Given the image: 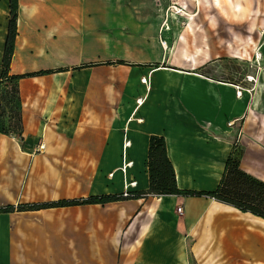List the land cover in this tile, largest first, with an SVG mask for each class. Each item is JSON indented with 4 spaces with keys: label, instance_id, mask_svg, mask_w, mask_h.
I'll use <instances>...</instances> for the list:
<instances>
[{
    "label": "crops",
    "instance_id": "1",
    "mask_svg": "<svg viewBox=\"0 0 264 264\" xmlns=\"http://www.w3.org/2000/svg\"><path fill=\"white\" fill-rule=\"evenodd\" d=\"M17 1L10 73L64 69L18 82L24 151L14 137L0 135V178H12V191L18 193L21 188L25 197L21 201L45 199L48 167L70 169L73 174L63 177L80 180L97 171L103 191L83 197L119 194L130 182L135 185L128 191L146 190L150 135L164 138L181 189L213 190L233 146L241 150L240 168L264 181V28L256 36L261 57L246 59L250 65L245 77L251 78L218 77V68L227 59H219L209 48H202L193 61L170 67L131 63L75 68L105 61L94 52L95 19L86 16L93 5L68 0ZM236 3L229 2L234 14ZM7 16L8 0H0V59ZM246 26L254 34L253 23ZM162 27L169 28L166 22ZM161 46L168 49L166 42ZM111 68L129 75L123 105L115 113L89 106L94 89L109 87ZM157 70L165 71L156 75ZM168 72H174L177 80L168 79ZM95 74L101 77L96 79ZM142 77L148 85L140 82ZM135 95L140 96L133 100ZM40 143L44 148L39 151ZM32 149L40 153H31ZM17 151L23 154L20 162L5 165ZM123 165H127L124 173ZM8 169L13 172L7 173ZM57 210L73 214L64 244L61 236L52 245L40 239L31 243L29 237L19 240L14 236L16 226L10 229L0 224V264H223L222 255L226 264L252 260L264 264V259L243 252L264 232L254 228L253 221L264 219L205 196L148 194L104 204L0 213V220L7 223L12 217ZM240 256L246 260H238Z\"/></svg>",
    "mask_w": 264,
    "mask_h": 264
},
{
    "label": "rangeland",
    "instance_id": "2",
    "mask_svg": "<svg viewBox=\"0 0 264 264\" xmlns=\"http://www.w3.org/2000/svg\"><path fill=\"white\" fill-rule=\"evenodd\" d=\"M68 1L93 5V9L86 10V16L95 19L96 30L92 32L93 47H95L94 52L99 54V60L113 62L122 59L128 63L149 65L148 67L151 68L155 63L159 67H170L174 64L182 65L183 60L193 61L192 59L198 56L202 48H209L219 59H227L222 61L217 76L240 80L243 77H250H245L246 69H249L247 67L250 65L248 62L246 64V59L250 57L253 61H257L256 55L261 57L260 44L256 41V36L264 28V0H217L220 2L219 5H214L213 0ZM230 1L237 2V14L231 10ZM174 8L180 9L181 12H176ZM163 22L168 24V29H163ZM247 23H253L254 34L253 31L251 34V26L247 27ZM1 28L3 25L0 20ZM162 40L167 43L168 49H162L160 44ZM233 57H239L241 60L236 62ZM163 71L165 70H157L156 75ZM209 72L213 73V71ZM168 73H171L167 76L168 79L177 80V76L172 74L174 72ZM107 76L110 81L109 87L105 90L94 89L93 102L89 106L115 113L120 105H123L129 75L111 68ZM100 77L95 74L96 79ZM139 96H133V100ZM5 136L10 137V135ZM13 137L19 142L21 151H24L25 147L21 138L17 135ZM17 152L18 155L8 159L5 165L20 162L23 154ZM31 153L40 152L32 149ZM51 161L55 162L53 158ZM12 172L8 169L7 173ZM72 172L70 169L61 171L58 167H48L43 193L45 199L36 202L54 201L51 199L61 197L77 198L103 191L101 182L96 178L99 175L97 171H92L87 180L63 177L67 173L73 174ZM11 181V177L0 178V190L4 189V192H0V207L8 205V200L13 202L12 205L27 203L21 201L25 198L21 196V188L18 193L12 191ZM71 216L73 214L69 210H57L12 217L7 223L0 220V224L7 228L9 226L10 229L16 226L14 236L19 240L29 237L31 243H36L40 239L45 244L48 245L51 242L52 245L54 238L61 236L64 244L69 238ZM243 258L240 256L238 260ZM221 260L224 261L223 264L227 263L224 255ZM257 262L259 260L242 261L241 264H257ZM192 264L196 262L193 261Z\"/></svg>",
    "mask_w": 264,
    "mask_h": 264
},
{
    "label": "trees",
    "instance_id": "3",
    "mask_svg": "<svg viewBox=\"0 0 264 264\" xmlns=\"http://www.w3.org/2000/svg\"><path fill=\"white\" fill-rule=\"evenodd\" d=\"M18 1L8 0L6 36L0 59V135H22V103L18 82L20 79L63 71L38 70L21 74L10 73V62L17 35ZM97 64H131L124 60L89 63L75 68L89 67ZM157 63L152 67L157 68ZM241 150L234 146L229 152L220 179L213 190H188L177 186L174 168L167 157L165 140L162 136L150 135L147 149L148 188L139 192H129L127 196L119 194H101L74 199H58L46 202L8 204L0 207V213L36 211L48 208L68 207L82 204H104L107 202L141 198L152 195L205 196L217 202L231 206L240 212L250 213L264 219V181L245 172L239 166Z\"/></svg>",
    "mask_w": 264,
    "mask_h": 264
},
{
    "label": "bare ground",
    "instance_id": "4",
    "mask_svg": "<svg viewBox=\"0 0 264 264\" xmlns=\"http://www.w3.org/2000/svg\"><path fill=\"white\" fill-rule=\"evenodd\" d=\"M237 8V7H236ZM174 10L176 11V12H181V10L180 9H178V8H174ZM167 26L164 24V28H166ZM164 41H162L161 42V44H163L164 45ZM256 57H257V59H258V56L256 55ZM249 78H251V77H249ZM140 82L141 83H143L144 84V82L143 81H141L140 80ZM145 82H146V84L148 85V79L147 78H145ZM139 101V100H138ZM142 100L140 101V105L142 104ZM258 220V219H257ZM261 221V220H260ZM248 222V221H247ZM255 224H256V226H254V228H256L257 226L261 229V230H259V231H262V230H264V221H261V222H259V221H256V220H254L253 221ZM243 223V222H242ZM249 223V222H248ZM253 224V223H252ZM260 233V236H258V239H259V241H258V239L257 240H252L253 242L252 243H248L247 244V247L243 250V252L244 253H247L250 257H252V258H261V259H264V240H262V239H264V237H262L261 235H262V233H264V232H259ZM262 238V239H261ZM246 239V238H245ZM249 239H250V237H249ZM246 244V243H245ZM244 255V254H243Z\"/></svg>",
    "mask_w": 264,
    "mask_h": 264
},
{
    "label": "built area",
    "instance_id": "5",
    "mask_svg": "<svg viewBox=\"0 0 264 264\" xmlns=\"http://www.w3.org/2000/svg\"><path fill=\"white\" fill-rule=\"evenodd\" d=\"M141 81H143L144 83H146L145 82V77L144 78H142V80ZM238 95H240V92H238ZM229 124H231V123H229ZM11 136V135H10ZM13 137V136H12ZM43 148H44V145H43V143H40L39 145H38V147H37V150H43ZM126 167H127V165H123L122 167H121V171L124 173L125 172V169H126ZM112 175V173H110L109 174V176H111ZM135 185V182H130V183H128V184H125V186L123 187V190H122V195L123 196H127L128 195V193L130 192V191H128V187L129 186H134ZM177 212L178 213H181V208L180 207H178L177 208Z\"/></svg>",
    "mask_w": 264,
    "mask_h": 264
}]
</instances>
